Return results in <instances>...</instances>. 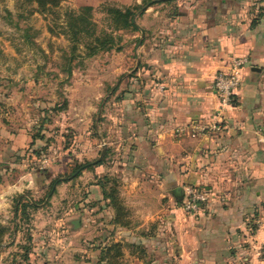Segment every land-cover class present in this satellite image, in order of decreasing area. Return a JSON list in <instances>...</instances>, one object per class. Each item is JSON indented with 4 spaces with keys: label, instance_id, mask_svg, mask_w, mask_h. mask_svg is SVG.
I'll return each instance as SVG.
<instances>
[{
    "label": "crops",
    "instance_id": "obj_1",
    "mask_svg": "<svg viewBox=\"0 0 264 264\" xmlns=\"http://www.w3.org/2000/svg\"><path fill=\"white\" fill-rule=\"evenodd\" d=\"M80 2L94 9L147 4L140 23L135 21L137 69H128L130 56L108 53L110 65L99 73L103 80L79 86L74 96L80 122L90 128L97 118L89 144L101 138L99 158L83 168L94 227L104 221L123 244L136 221L140 250L154 254L152 264H264V0ZM238 59L245 63L241 82L225 106L217 79L232 74ZM120 75L125 88L112 84ZM105 89L111 90L106 98ZM103 119L109 132L98 137ZM36 172L0 168V225L8 228L0 264H27L22 250H40L38 231L18 229L33 217L21 215L16 203L19 196L28 203L30 194L44 193L56 178L48 169ZM111 181L119 184L128 227L114 223L116 212L105 199L101 184ZM59 182L58 191L68 187ZM187 187L208 194L198 213L184 209ZM99 235L92 232L95 253L103 251Z\"/></svg>",
    "mask_w": 264,
    "mask_h": 264
},
{
    "label": "rangeland",
    "instance_id": "obj_2",
    "mask_svg": "<svg viewBox=\"0 0 264 264\" xmlns=\"http://www.w3.org/2000/svg\"><path fill=\"white\" fill-rule=\"evenodd\" d=\"M105 5L126 9L118 4ZM81 6L80 0H65L57 18L32 12L37 5L25 0H0V168H31L34 172L48 169L56 177L44 193L36 197L30 194L26 203L29 206L27 214L33 218L31 221L27 218L18 225V229L25 226L26 230L38 231L40 236L38 252L24 249L19 255L23 260L27 257V264L29 261L30 264H101L102 252L93 251L92 232L101 234L102 242L97 244L103 246V250L118 239V233L104 221L94 227L89 218L94 214H91L87 202L88 175L83 174L84 170L77 172V168L99 158L101 138H95L96 143L92 141L93 145L89 144L93 136L96 137L97 118L90 128L84 121L80 122L78 114L81 112L74 96H78L79 86L103 80L99 73L110 65L108 53L130 56L128 69H137L140 32L113 30L104 6L96 8L94 20L98 25V34H102L103 30L113 32L117 41L115 48L113 52H101L88 58L87 41H84L70 76L67 64L73 56L74 43L65 33L67 14L70 11L79 12ZM136 22L140 23V16L136 17ZM99 56L101 58L98 59ZM122 76L112 79L114 87L123 82L121 85L125 88L127 80ZM110 91L105 89V98ZM120 92L115 94L114 101L121 97ZM106 120L100 123L98 137L109 132L106 128L110 122ZM27 138L30 141L26 143ZM94 147L97 151L91 157L89 154ZM67 169L69 171L66 172ZM61 179L68 183V187L58 191V186L62 188ZM108 186H113L112 181ZM117 187L119 189V184ZM20 200L23 202L24 199L17 197L16 203ZM19 211L23 215L22 208ZM104 215L107 216V213L103 212L100 216ZM78 220L81 221L80 228L74 224ZM36 222H39L38 230ZM136 224L134 221L124 233L127 235H123L126 255L119 264H152L154 254L140 250L142 246L137 235L142 231L136 230ZM24 238L23 243L29 244L26 236L21 241ZM11 240L14 238L8 242Z\"/></svg>",
    "mask_w": 264,
    "mask_h": 264
},
{
    "label": "trees",
    "instance_id": "obj_3",
    "mask_svg": "<svg viewBox=\"0 0 264 264\" xmlns=\"http://www.w3.org/2000/svg\"><path fill=\"white\" fill-rule=\"evenodd\" d=\"M27 3L37 5V8L32 12L41 13L43 15H54L59 18V10L62 8L65 0H25ZM104 6V5H103ZM147 4L144 6L146 7ZM144 7L135 6L131 8L121 9L111 6H104L103 10L109 16L111 27L113 30L119 31H130L139 32V27L136 24V17L140 16L138 10H142ZM95 9L92 7H82L79 12L70 11L67 14V24L65 27V33L69 36V39L74 43L72 49V57L68 60L67 72L70 76L73 75V62L77 58L78 51L80 50L81 44L87 41L86 50L87 57L91 58L97 56L101 52L113 51L116 45V38L112 33L103 30L102 34H98V25L94 20ZM81 57V56H80ZM92 166L89 164L77 168V172L85 169H89ZM58 182V181H57ZM109 182H103L101 187L104 191L105 199L110 200V206L116 212V218L114 223L121 227H128L130 224L126 221L128 212L122 204L115 183L111 188L108 189ZM22 212L27 214L28 204L18 201ZM29 218V217H27ZM8 234V229L0 225V252L4 243V238ZM123 244L115 243L112 246L105 248L102 251L100 263L107 264H119V261L124 256Z\"/></svg>",
    "mask_w": 264,
    "mask_h": 264
},
{
    "label": "built area",
    "instance_id": "obj_4",
    "mask_svg": "<svg viewBox=\"0 0 264 264\" xmlns=\"http://www.w3.org/2000/svg\"><path fill=\"white\" fill-rule=\"evenodd\" d=\"M243 60H235L233 62V72L230 75H221L217 79V87L222 95L223 103L225 106L231 104L234 91L239 87L241 82V70L244 66ZM214 131L217 126L212 127ZM185 204L184 209L187 213H198L202 204L208 200V194L197 188L187 187L185 189ZM264 254V246H263Z\"/></svg>",
    "mask_w": 264,
    "mask_h": 264
},
{
    "label": "water",
    "instance_id": "obj_5",
    "mask_svg": "<svg viewBox=\"0 0 264 264\" xmlns=\"http://www.w3.org/2000/svg\"><path fill=\"white\" fill-rule=\"evenodd\" d=\"M74 224H75V226H76L77 228H80V226H81V221L78 220V221H76Z\"/></svg>",
    "mask_w": 264,
    "mask_h": 264
}]
</instances>
